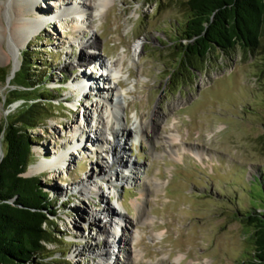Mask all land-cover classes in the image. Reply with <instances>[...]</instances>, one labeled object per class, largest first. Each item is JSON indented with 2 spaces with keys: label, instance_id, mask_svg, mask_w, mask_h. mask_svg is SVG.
Instances as JSON below:
<instances>
[{
  "label": "rangeland",
  "instance_id": "obj_1",
  "mask_svg": "<svg viewBox=\"0 0 264 264\" xmlns=\"http://www.w3.org/2000/svg\"><path fill=\"white\" fill-rule=\"evenodd\" d=\"M31 1L22 3L42 13L21 20L41 16L47 23L30 35L18 71L29 51L33 69L47 71V91L57 98L40 112L52 111V118L29 133L34 161L26 176L40 178L55 212L58 244L49 246L44 257L51 255L53 264L98 263L108 244L103 228L122 235L121 223L111 225L106 216L110 209L131 225L103 264H249L250 228L242 214L254 207L261 213L264 207V37L256 53L240 46L230 54L213 52L199 65L201 71L189 73L172 37L187 20L184 0H80L87 13L70 9L71 0ZM6 2L0 0L5 7L0 19L10 27L13 16ZM61 6L67 9L60 12ZM90 38L98 40V50H82ZM12 45L10 36L0 35V69L9 74L5 82L0 72V123L23 104L6 106V95L8 100L17 95ZM88 60L111 66L106 85L98 79L105 101L78 88L89 80L82 74L106 75L104 67ZM116 93L127 105L122 117L129 133L114 137L110 103ZM139 121L147 128L143 139L135 134ZM114 138L120 145L114 162L122 160L123 171L127 162L140 168L136 181L127 184L122 175L115 176L116 188L101 171L103 163L114 160ZM77 139L79 148L70 149ZM65 152L62 162L53 163ZM40 163H47L45 169L34 173ZM145 177L150 192L142 218L134 203L142 201ZM118 195L126 210L116 204Z\"/></svg>",
  "mask_w": 264,
  "mask_h": 264
},
{
  "label": "trees",
  "instance_id": "obj_2",
  "mask_svg": "<svg viewBox=\"0 0 264 264\" xmlns=\"http://www.w3.org/2000/svg\"><path fill=\"white\" fill-rule=\"evenodd\" d=\"M187 20L173 37L175 53L189 73L213 52L230 54L240 46L256 53L264 37V0H184ZM33 55L23 53L22 68L14 74L16 96L6 106L22 101L19 109L0 123V264H53L51 255L44 257L49 246H56L52 201L38 177H27L34 161L33 140L29 134L45 126L51 114H40L57 98L47 91L44 70L37 73ZM264 67V59H263ZM5 82L9 74L0 69ZM183 74V72H179ZM264 76V70H263ZM12 92V91H11ZM3 97L0 98V102ZM63 103V102H62ZM62 103H60L62 105ZM262 202L264 203V174ZM242 214L250 228L249 264H264V207Z\"/></svg>",
  "mask_w": 264,
  "mask_h": 264
},
{
  "label": "bare ground",
  "instance_id": "obj_3",
  "mask_svg": "<svg viewBox=\"0 0 264 264\" xmlns=\"http://www.w3.org/2000/svg\"><path fill=\"white\" fill-rule=\"evenodd\" d=\"M32 2H35V0H32L31 3ZM6 5H9L10 8H11V13H12V16H13V21H12L10 27H6L2 23V21L0 19V35L3 38H5V39L7 38V36H10L11 39H12L13 45H12V48L10 49V55H12L14 57V60H15L14 66H13V73L15 74L18 71L19 66H20L19 57H20L21 51H22V49H24L27 46L28 41L32 37V36L30 37V35H34L36 32H39L40 29L43 26H45L47 22L44 21V20H42L41 16L39 18L38 17H35V18H30L29 20H23V21L21 20V17L22 16H25V15H28V14H31V13L32 14L36 13L37 15H40L42 13V12H39L38 13V12L34 11V9H33L34 7L32 5H29L28 2L24 4V3H22V0H7ZM84 6H85V4L83 5L82 2H80V0H71V4H70L69 8L71 7L70 9H72V10H78V11H81L82 10V11H84V12L87 13L88 10ZM4 8L5 7H0V12H2L4 10ZM29 8L31 10L30 11H27ZM59 8H60V12H64L67 9V8L64 9L62 6L59 7ZM61 14H63V13H61ZM58 17H59V15H58ZM21 33L24 34V38H21L20 39L19 37L21 36ZM93 38H90L86 43L82 44V50L91 49V50L96 51V50H98L100 48L101 45L99 44L98 40L97 39L94 40ZM137 49H138V47H137ZM137 49L135 50V53H137ZM1 50H3V49H1ZM1 52H3V51H1ZM83 57H86V56L84 55ZM4 58L6 60H9L8 54L4 53ZM89 58L92 59L93 57L90 56ZM86 63H89L90 65H93V64H99V65H101L102 67H104L103 69H104V71L106 73H108V75H109V72H112L111 71V66H107L105 63L100 62L98 60H95V61L88 60ZM83 75H85L89 80L88 81H85L84 84L78 85V88L81 89L80 92H82L84 96L90 95L91 97L96 98V99L98 97H101L103 99V101L107 100V96H104L102 94V90H101V87L102 86H99V82L100 81L98 80V79L103 80L104 83H105V85H106V81H108V79L105 78V77H107V75L104 76V74H101L99 77H93L91 75L82 74L81 77ZM83 80H85V79L84 78H81V81H83ZM81 86H82V88H81ZM108 88H109L108 89L109 92L111 90L112 93H115V89H113L112 87H108ZM90 91H93V92L90 93ZM114 96H115V101H111L112 103H110L111 104L110 114H111V117H112L110 131H111V134L114 137H117V134L119 132H121L123 135H125V132H127L126 134H128L129 133V130L127 129V126L124 124L123 117H122V115L125 113V109H126V106L127 105L121 99V94L119 95L118 93H116V94H114ZM99 120H100V123H101V119H99ZM157 124H158V122H156V123L154 122L153 125H152L151 133L153 134V136L156 135L155 130L157 128ZM146 129H147L146 126H144V124L141 121H139L138 123L137 122L135 123V134L137 135L138 138L143 139V136L146 135V131H145ZM97 131H98V129H97ZM84 134H85L84 131L80 132V136H83L84 137ZM83 137H81V138H83ZM147 137H149V135H147ZM147 137H145V138H147ZM85 139L86 138L84 137V140ZM78 140L79 139L76 140L77 141L76 144H74L72 147H70L71 146L70 144H72V143L71 142H68L69 143L68 146L70 147V149L71 148L72 149L75 148V150H76V149L79 148L78 146H79L80 143H78ZM171 141H173V140H171ZM77 143H78V145H77ZM95 143H100V142H98V140H97ZM67 147H65V149H67ZM119 148H120V145L117 143V139L115 140V138H114V144L111 145V150L112 151H116V154L114 156H112V160L113 159L114 160H113L112 164L103 163V166L101 168V171L102 172L105 171L106 175L108 177H110L109 179H110V182H111V184H112L113 187H114L113 180H114V177L115 176L122 175L121 181H123V182L125 181V183L127 184V182L129 180L130 181H136L135 180V175L140 170V168L133 167V165L131 164V162H127L126 169H125L126 172H125V170L124 171L121 170L122 167H125L124 165H122L123 164V161L121 160L119 163L117 161L118 164H116L114 162L116 160L117 153H119V151H118ZM59 156H60V154H59ZM61 156L62 157H60L59 159L54 160L53 163H55V162H57V163L62 162L60 160H62V158H64V157H66L67 156V153L65 152ZM46 165H47V163H40V164H38L34 168V173H38V172L43 171L45 169ZM111 170H112V173L110 172ZM114 170H115V172H117V174H115V173L113 174V171ZM123 172H125V173H123ZM128 173H129V175H127ZM139 182H141V181H139ZM149 183H150V180L147 177H145L143 179V186L145 188L141 191L142 201H139V202L134 203L136 209L138 210V216L139 217L144 216L143 212H144V208L146 207L147 196L149 195V192H150L148 190V184ZM114 188H116V187H114ZM122 199L118 195V197H116V204L122 210H126ZM105 213L107 214L106 216H107V218H109L111 225H112V222H114L115 220H118V222L121 223L120 225H122V235L125 232H127V229L129 227V225H131V222H129V221L127 222V219L124 216L120 215V214L112 213L110 209H107L105 211ZM140 213H142V215ZM103 235H106L107 236V238H106L105 241L108 244L105 247L106 249H103L104 251H102V253L100 254L101 255L100 256V260L96 264H103L102 262L108 256H109V258L110 257L111 258L113 257V255H114V253H113L114 250L113 249H116V248L119 247V243H120L119 242L120 241L119 240L120 239L119 237L122 236V235L119 236L118 234H116L117 236L116 235L113 236V234L111 233V227L108 228L107 226H105L103 228ZM124 243H125V241H124ZM123 252H124V254H127V250L126 249H123ZM128 257H129V254H128ZM111 258H110V260H111ZM126 264H128V263L126 262Z\"/></svg>",
  "mask_w": 264,
  "mask_h": 264
},
{
  "label": "water",
  "instance_id": "obj_4",
  "mask_svg": "<svg viewBox=\"0 0 264 264\" xmlns=\"http://www.w3.org/2000/svg\"><path fill=\"white\" fill-rule=\"evenodd\" d=\"M11 76L14 77V73L13 72H12ZM0 156L3 157V153L2 152H0Z\"/></svg>",
  "mask_w": 264,
  "mask_h": 264
}]
</instances>
